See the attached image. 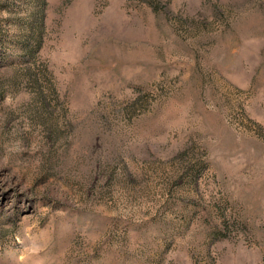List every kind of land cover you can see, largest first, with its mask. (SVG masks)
Returning <instances> with one entry per match:
<instances>
[{"label": "rangeland", "instance_id": "374dc122", "mask_svg": "<svg viewBox=\"0 0 264 264\" xmlns=\"http://www.w3.org/2000/svg\"><path fill=\"white\" fill-rule=\"evenodd\" d=\"M0 264H264V0H0Z\"/></svg>", "mask_w": 264, "mask_h": 264}]
</instances>
